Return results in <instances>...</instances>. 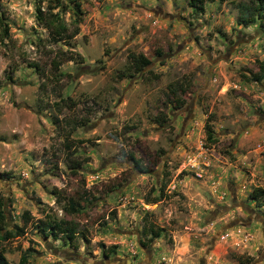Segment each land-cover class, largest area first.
I'll return each instance as SVG.
<instances>
[{"label": "rangeland", "instance_id": "obj_1", "mask_svg": "<svg viewBox=\"0 0 264 264\" xmlns=\"http://www.w3.org/2000/svg\"><path fill=\"white\" fill-rule=\"evenodd\" d=\"M37 1L56 0H0L4 228L29 215L23 234L0 239L7 263L264 264V205L247 196L264 190V77L249 80L264 67V17L238 24L240 0L202 12L186 0H60L67 33L78 4V32L54 42ZM131 53L150 63L135 70ZM38 220L74 236L53 239ZM149 223L162 229L151 242Z\"/></svg>", "mask_w": 264, "mask_h": 264}, {"label": "trees", "instance_id": "obj_2", "mask_svg": "<svg viewBox=\"0 0 264 264\" xmlns=\"http://www.w3.org/2000/svg\"><path fill=\"white\" fill-rule=\"evenodd\" d=\"M214 0H186L187 6L193 8L195 12H202L204 8V3L212 2ZM54 6H48L45 8L41 7V2L37 1L35 5V12L34 18L38 26L42 27L47 33L50 35L51 40L54 42L63 40L67 37H72L78 32V22H79V8L78 4L75 3L73 14L70 20L72 29L67 33L68 25H66L60 18H59V10L57 12H52L55 7H61L62 4L60 0H56ZM238 14L236 18V22L238 24L246 25L248 23H255L262 17H264V0H240L237 1L236 6ZM1 23V20H0ZM2 24V32L5 34L7 33V27L5 23ZM129 61L132 64V67L135 70H141L143 67L147 66L150 61L146 57L141 54H129L128 55ZM264 77V67H260L257 73L252 74L249 80H260ZM174 95V94H173ZM175 101V108H180L183 104L181 99H178L174 95ZM204 134L205 139L211 140L212 138V128L208 122H205L204 126ZM129 159L133 161L136 168L141 172H148L145 167H142L138 160L135 159L131 154H129ZM78 163H74L71 165V168H77ZM248 198L253 201L255 206H263L264 205V190L260 188H254L248 193ZM158 200V196H154L150 199H147V203H153ZM4 202L0 198V239H5L6 236H18L23 234L22 227L25 226L28 222V212L24 211L21 214V226L20 227H13V230H6L4 228L5 216L2 211V206ZM68 207L71 212L76 211L74 207L75 202L73 199H68ZM35 229L38 231H42L45 234L51 236L53 239H62L63 243L69 242V240L74 236V228L71 226L65 225V222L61 220H49V221H37L36 224L33 225ZM162 229L159 227H155L151 223L148 225H143L141 229V235L146 239L147 242H151L153 239L157 238L161 234ZM110 252H114L115 245H111L107 248ZM239 264H246L242 261V259H238ZM0 264H8L2 250L0 249ZM18 264H27L26 257L21 255L18 260Z\"/></svg>", "mask_w": 264, "mask_h": 264}]
</instances>
